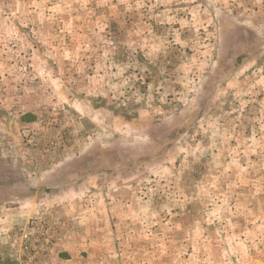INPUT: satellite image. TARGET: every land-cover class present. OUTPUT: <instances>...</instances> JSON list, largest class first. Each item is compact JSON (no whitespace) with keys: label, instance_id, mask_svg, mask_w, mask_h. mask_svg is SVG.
<instances>
[{"label":"rangeland","instance_id":"rangeland-1","mask_svg":"<svg viewBox=\"0 0 264 264\" xmlns=\"http://www.w3.org/2000/svg\"><path fill=\"white\" fill-rule=\"evenodd\" d=\"M244 2L0 0V177L31 197L95 183L137 205L138 237L208 258V228L222 262L244 264L235 232L264 264V12ZM49 219L66 223L46 259L61 264L74 223ZM15 230L0 264L17 263Z\"/></svg>","mask_w":264,"mask_h":264},{"label":"crops","instance_id":"crops-1","mask_svg":"<svg viewBox=\"0 0 264 264\" xmlns=\"http://www.w3.org/2000/svg\"><path fill=\"white\" fill-rule=\"evenodd\" d=\"M225 3L232 4L238 0H223ZM244 2L245 12L252 10L255 15L264 12V0H240ZM262 19L264 20V13ZM249 17V16H248ZM6 67L15 68L13 59H8ZM9 79L13 80V75L9 74ZM8 125V122L1 123ZM11 125V124H10ZM11 129V128H10ZM20 153L18 160L24 164L19 166L22 174L29 168L28 157L24 153V148L18 143ZM21 172H17L19 175ZM10 174H13L12 172ZM8 174V175H10ZM25 175V174H24ZM12 192L6 195L0 194V260L6 257L9 244V234L18 227H26L32 219L51 217L58 219H70L74 223V231L60 240L53 252V256L59 258L61 264H190L193 260L209 259L208 264H224L219 254V243L222 241L221 234L206 228L201 234L203 238L213 240V254L204 255L201 258L200 252L194 249L185 251V254L177 255L174 252L173 240L171 235L158 232L157 229L151 232V236L138 237L139 233L136 226L140 220L138 217L137 205L130 200L125 202L124 198L119 201L115 193L109 194L106 188L95 187L91 183L86 192H59L52 190L48 193H36L30 196L29 193H19L16 189H23L18 183V178L0 177V185L4 182ZM89 189V192H88ZM26 191V190H25ZM112 197V201L110 198ZM115 199V200H114ZM4 200L7 203H4ZM133 225L135 234L125 238L121 235L124 226ZM173 226V225H171ZM175 228H171L173 231ZM197 235L199 228L197 227ZM223 233V232H222ZM226 235V234H225ZM229 239L239 250L235 251L237 261L243 260L248 264L250 259L247 240L241 239L237 233H228ZM187 237V236H186ZM124 239L130 240L125 243ZM123 241L121 243V241ZM185 240H187L185 238ZM147 242L144 244L143 242ZM205 242V241H204ZM183 243V242H182ZM216 251V252H215ZM179 262V263H178ZM59 264V263H58ZM202 264V263H200Z\"/></svg>","mask_w":264,"mask_h":264},{"label":"built area","instance_id":"built-area-1","mask_svg":"<svg viewBox=\"0 0 264 264\" xmlns=\"http://www.w3.org/2000/svg\"><path fill=\"white\" fill-rule=\"evenodd\" d=\"M66 229L62 220L41 219L12 233L16 242V264H46V259Z\"/></svg>","mask_w":264,"mask_h":264}]
</instances>
